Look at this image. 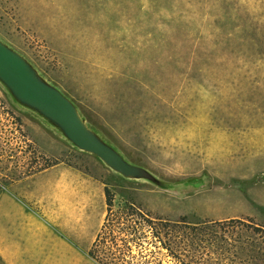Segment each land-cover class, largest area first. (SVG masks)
<instances>
[{
	"label": "rangeland",
	"instance_id": "obj_1",
	"mask_svg": "<svg viewBox=\"0 0 264 264\" xmlns=\"http://www.w3.org/2000/svg\"><path fill=\"white\" fill-rule=\"evenodd\" d=\"M0 38L130 161L170 182L207 180L182 197L125 181L0 87V253L15 264L72 263L50 250L47 225L39 249L24 250L34 215L23 205L33 207L31 196L61 168L28 174L57 162L107 186L114 210L130 204L149 219L221 223L215 264H264V0H0ZM105 211L100 204L85 227L74 225L86 243ZM59 226L62 236L73 231Z\"/></svg>",
	"mask_w": 264,
	"mask_h": 264
},
{
	"label": "water",
	"instance_id": "obj_2",
	"mask_svg": "<svg viewBox=\"0 0 264 264\" xmlns=\"http://www.w3.org/2000/svg\"><path fill=\"white\" fill-rule=\"evenodd\" d=\"M0 87L17 109L29 112L73 149L95 157L125 181L148 184L180 197L206 188L205 176L170 182L130 161L102 132L86 121L70 98L1 38Z\"/></svg>",
	"mask_w": 264,
	"mask_h": 264
},
{
	"label": "trees",
	"instance_id": "obj_3",
	"mask_svg": "<svg viewBox=\"0 0 264 264\" xmlns=\"http://www.w3.org/2000/svg\"><path fill=\"white\" fill-rule=\"evenodd\" d=\"M57 164L53 162L28 176ZM104 196V221L88 252L96 264H162V257L170 259L172 264H215L217 258L210 249L221 223L191 225L185 218L175 223L149 219L130 204L114 210V196L105 185ZM252 230L259 233L258 228ZM222 259L225 262L228 257Z\"/></svg>",
	"mask_w": 264,
	"mask_h": 264
},
{
	"label": "crops",
	"instance_id": "obj_4",
	"mask_svg": "<svg viewBox=\"0 0 264 264\" xmlns=\"http://www.w3.org/2000/svg\"><path fill=\"white\" fill-rule=\"evenodd\" d=\"M56 166H60L61 169L51 177L45 186L42 187V190L37 191L35 196H31L33 198L31 200L33 207L21 203L34 215L25 218L34 233L26 241L30 245H25L24 250L27 252L39 249L42 245L41 241H39V238H41L39 232L44 229L43 225H47L49 227L48 230H52L46 236L50 250L54 254H57L56 250H61V254L64 253L66 262L81 264L89 257L88 252L98 233H94L92 238L86 243L83 231H81L82 228H75L74 225H83L85 227L92 215L99 209L100 204H105L104 185L81 170L61 164L40 171L32 177L48 174ZM40 194L41 201L39 199ZM37 209H41L46 217L41 218L36 211ZM56 209L58 212H54ZM61 218L64 219L63 222H61ZM59 223L67 228L68 226H73L71 227L73 231L70 232V235L62 236L63 233L60 230ZM13 249L18 252L22 249V246L15 245ZM9 254L6 250L0 253L5 264H15ZM32 256H35V254ZM32 261L38 262L37 260Z\"/></svg>",
	"mask_w": 264,
	"mask_h": 264
}]
</instances>
